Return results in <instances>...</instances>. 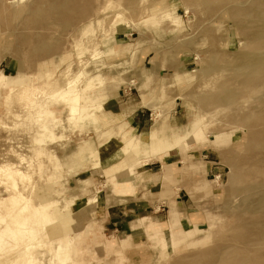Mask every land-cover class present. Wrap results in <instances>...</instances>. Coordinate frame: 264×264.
<instances>
[{
  "label": "rangeland",
  "instance_id": "obj_1",
  "mask_svg": "<svg viewBox=\"0 0 264 264\" xmlns=\"http://www.w3.org/2000/svg\"><path fill=\"white\" fill-rule=\"evenodd\" d=\"M1 259L264 264V0H0Z\"/></svg>",
  "mask_w": 264,
  "mask_h": 264
},
{
  "label": "bare ground",
  "instance_id": "obj_2",
  "mask_svg": "<svg viewBox=\"0 0 264 264\" xmlns=\"http://www.w3.org/2000/svg\"><path fill=\"white\" fill-rule=\"evenodd\" d=\"M68 1L69 0H51V7L53 8V9H55L56 11H57V9H59V8H62V9H66L67 7H68ZM39 10V9H38ZM37 11V10H36ZM50 11H51V9H50ZM72 83V82H71ZM71 83H69V84H71ZM196 133H198V132H196ZM159 142H160V139H156V137H155V134H153V136H152V139H151V147L153 148V149H155L156 147H158L160 144H159ZM135 156L131 153V154H129V155H127V158H126V160H124V161H121L120 163H118V168H119V171L122 169V168H124V167H127L126 169V171H128L127 173L129 174L128 175V177L129 176H131L133 173H134V167L135 166H137V164L139 163L138 161L139 160H135V158H134ZM125 169V168H124ZM118 171V172H119ZM107 172H109V171H107ZM113 174H111V175H109V176H112ZM113 177V176H112ZM134 177V176H133ZM131 180H132V178L131 179H129V178H127L126 180H119L118 181V183L119 182H121L120 183V186H121V192L122 193H126L127 191H129V189L131 188V187H133V185H132V183H131ZM20 195V194H19ZM12 199V198H11ZM25 200V199H24ZM19 201V200H18ZM27 204V203H26ZM20 206V205H19ZM19 206H18V208H19ZM32 207V206H31ZM33 208V207H32ZM36 209V208H35ZM35 209H33V210H35ZM38 209V208H37ZM28 210V209H27ZM19 211V210H18ZM29 211H30V209H29ZM10 220H9V222L10 223H13L14 224V227H13V234L16 236V237H18V238H22V236L20 235V232H19V230H18V227H17V225L18 224H21V223H23V217H22V215H21V212H19V214H11L10 215V218H9ZM39 219H41L40 217H39ZM8 222V223H9ZM43 222V221H42ZM9 223V224H10ZM45 224V223H44ZM28 229V228H27ZM30 230V229H29ZM28 230V231H29ZM27 233V232H26ZM31 233H33V231L31 232L30 231V234ZM174 233H177V232H175L174 231ZM177 235H178V233H177ZM179 236V235H178ZM172 239V238H171ZM35 241V240H34ZM37 241V240H36ZM31 242V241H30ZM37 243V242H36ZM1 261H3V259H1ZM13 261V260H12ZM4 262V263H3ZM2 263L3 264H11V262H9L8 260H4Z\"/></svg>",
  "mask_w": 264,
  "mask_h": 264
},
{
  "label": "crops",
  "instance_id": "obj_3",
  "mask_svg": "<svg viewBox=\"0 0 264 264\" xmlns=\"http://www.w3.org/2000/svg\"><path fill=\"white\" fill-rule=\"evenodd\" d=\"M101 106V105H100ZM96 119V118H95ZM96 121H98V120H96ZM99 126V129H100V127L102 128V126L99 124L98 125ZM102 129H106V128H102ZM109 129H112V128H109ZM159 129H167L163 124H158L157 126H155L153 129H152V131L149 133V137H152L153 136V132H157ZM121 131V129L118 131L119 133H121L122 131V133H124V130L122 129V131ZM114 136H112L111 138H110V140L113 138ZM131 139V140H130ZM138 140H136V138L134 137V135H132L131 136V138H129L128 139V142L125 144V145H123L124 146V148H123V150H125L126 152L125 153H127L126 155H129V154H131V152L135 149V148H137V147H139V146H137L138 145ZM128 144H130V146L128 145ZM144 144V143H143ZM128 145V146H127ZM152 148V147H151ZM147 149H149V150H151L150 149V146H148V148ZM153 149V148H152ZM136 167V166H135ZM133 168L134 170L136 169V168ZM105 170V169H104ZM174 171H175V168H174ZM117 178V177H116ZM118 181H119V179L117 178V179H115V181H114V185H115V190H116V192H118V193H122L121 192V186H120V183L121 182H119L118 183ZM131 191H133V187H131L130 189H129V191H127V192H131ZM158 224V223H157Z\"/></svg>",
  "mask_w": 264,
  "mask_h": 264
}]
</instances>
